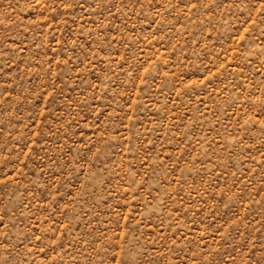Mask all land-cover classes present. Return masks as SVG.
<instances>
[{
  "label": "rangeland",
  "instance_id": "obj_1",
  "mask_svg": "<svg viewBox=\"0 0 264 264\" xmlns=\"http://www.w3.org/2000/svg\"><path fill=\"white\" fill-rule=\"evenodd\" d=\"M0 264H264V0H0Z\"/></svg>",
  "mask_w": 264,
  "mask_h": 264
}]
</instances>
